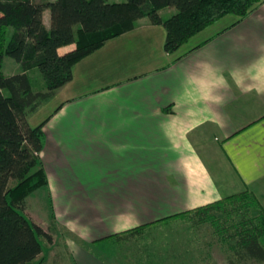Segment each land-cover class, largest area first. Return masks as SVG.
I'll return each instance as SVG.
<instances>
[{
    "label": "crops",
    "instance_id": "obj_1",
    "mask_svg": "<svg viewBox=\"0 0 264 264\" xmlns=\"http://www.w3.org/2000/svg\"><path fill=\"white\" fill-rule=\"evenodd\" d=\"M44 21L49 28V9ZM166 38L163 25L141 19L79 61L30 118L33 127L45 122L41 157L55 213L90 243L70 247L76 264H194L199 231L174 227L180 220L123 244L96 241L223 198L206 155L245 188L264 178V0L175 53ZM4 71L22 67L6 57Z\"/></svg>",
    "mask_w": 264,
    "mask_h": 264
},
{
    "label": "trees",
    "instance_id": "obj_2",
    "mask_svg": "<svg viewBox=\"0 0 264 264\" xmlns=\"http://www.w3.org/2000/svg\"><path fill=\"white\" fill-rule=\"evenodd\" d=\"M261 0H0V264H31L52 235L26 213V198L49 188L41 157L45 122L30 118L73 79L74 66L126 34L147 18L167 31L164 49L175 53L192 37L226 15L246 17ZM175 7L171 16L161 10ZM51 12V26L44 21ZM74 45L68 52L60 49ZM11 57L22 72L6 75ZM39 70L44 87L36 89L30 72ZM180 220L210 224L234 253L264 262V206L248 188L206 205L183 211L98 240L115 245L135 239L151 226ZM234 241V243H233Z\"/></svg>",
    "mask_w": 264,
    "mask_h": 264
},
{
    "label": "rangeland",
    "instance_id": "obj_3",
    "mask_svg": "<svg viewBox=\"0 0 264 264\" xmlns=\"http://www.w3.org/2000/svg\"><path fill=\"white\" fill-rule=\"evenodd\" d=\"M176 11L175 7H166L161 10L163 16L166 17L171 16ZM48 24L50 27L51 22L49 21ZM9 70L11 69L9 68ZM30 75L36 89L44 87L43 76L39 70L31 71ZM193 139L196 146L202 144V137L201 140L196 139V137H193ZM206 142L208 143L209 141ZM200 151L202 152V149H200ZM206 160L216 181L221 186L223 197L238 193L248 188L264 206V178L255 185L245 188L236 182V180L227 173L223 164L218 163L212 155H206ZM25 213L29 218L41 225L52 235L51 242L43 239L44 252L38 260L31 264H76L73 252L70 251V247H75L76 245L85 247L90 243L84 241L80 236L73 232L71 228L64 223L63 218L59 219L57 217L50 188H38L28 195L26 198ZM173 226L181 228H189L190 226L192 229L194 228V230L199 231L198 235H196V238L200 239L199 241H194V235L191 237L193 241L191 248L195 251L194 254L197 255L196 257H200V260L193 262L194 264H264V262H257L238 257L226 243H223L220 236L215 233L214 228L210 224L185 222L184 225L178 223L173 224ZM105 245H110V243ZM111 254L114 256V259L118 260V253L115 254L114 251H112ZM101 255H103V253ZM104 255L109 256L107 252H105ZM116 264H119V262H116Z\"/></svg>",
    "mask_w": 264,
    "mask_h": 264
},
{
    "label": "clouds",
    "instance_id": "obj_4",
    "mask_svg": "<svg viewBox=\"0 0 264 264\" xmlns=\"http://www.w3.org/2000/svg\"><path fill=\"white\" fill-rule=\"evenodd\" d=\"M257 91H260V89H257Z\"/></svg>",
    "mask_w": 264,
    "mask_h": 264
}]
</instances>
